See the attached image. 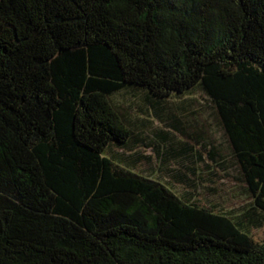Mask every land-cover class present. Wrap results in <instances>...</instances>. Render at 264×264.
Masks as SVG:
<instances>
[{"label":"trees","instance_id":"obj_1","mask_svg":"<svg viewBox=\"0 0 264 264\" xmlns=\"http://www.w3.org/2000/svg\"><path fill=\"white\" fill-rule=\"evenodd\" d=\"M127 86L200 87L264 212V0H0V264H264L227 212L110 154Z\"/></svg>","mask_w":264,"mask_h":264},{"label":"rangeland","instance_id":"obj_2","mask_svg":"<svg viewBox=\"0 0 264 264\" xmlns=\"http://www.w3.org/2000/svg\"><path fill=\"white\" fill-rule=\"evenodd\" d=\"M146 93L135 86L112 93L134 135L125 149L113 141L110 154L182 198L227 212L253 239L264 240V212L253 206L213 101L197 86L180 96Z\"/></svg>","mask_w":264,"mask_h":264}]
</instances>
